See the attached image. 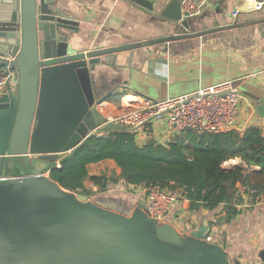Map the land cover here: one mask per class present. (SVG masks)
Wrapping results in <instances>:
<instances>
[{
	"label": "water",
	"instance_id": "obj_1",
	"mask_svg": "<svg viewBox=\"0 0 264 264\" xmlns=\"http://www.w3.org/2000/svg\"><path fill=\"white\" fill-rule=\"evenodd\" d=\"M180 2L170 5L176 9L170 17L189 31ZM77 31L78 23L50 10L48 0H0V68L13 71L17 82L16 94H0V176H11L0 181V264H241L205 241L204 227L182 236L152 219L145 206L103 195L89 199L63 189L49 173L32 172V160L60 164L98 127L123 130L99 114L105 97L93 73L140 44L77 52L68 34ZM254 87L251 100L264 119V88ZM260 260L264 264L263 251Z\"/></svg>",
	"mask_w": 264,
	"mask_h": 264
},
{
	"label": "crops",
	"instance_id": "obj_2",
	"mask_svg": "<svg viewBox=\"0 0 264 264\" xmlns=\"http://www.w3.org/2000/svg\"><path fill=\"white\" fill-rule=\"evenodd\" d=\"M175 1L141 0L147 7L152 6L150 11L132 0H48L50 10L78 23V31L68 33L70 46L77 52L140 44L116 54L115 65L101 64L93 73L98 94L105 97L97 109L106 122L141 107L146 98L163 100L231 80L237 83L241 94L231 130L241 133L249 127H258L264 132V119L256 114L251 100L252 95L258 94L255 84L264 88V0H206L201 14L188 19L189 31L170 17L176 14V9L170 8ZM164 13L168 16H163ZM213 29L215 32L200 37L146 44L154 39ZM10 86L6 93L17 90L15 78ZM134 133L139 146L150 142L165 146L182 132L174 133L165 122L153 121ZM235 166L244 167L249 173L243 184L236 185L231 201L235 214H228L224 204L212 210L192 209L189 201L178 197L163 223L182 236L204 227V238L211 237L210 243L220 246L231 262L261 264L264 186L261 190L253 187L261 181L255 176L261 170L247 167L239 158L224 163L225 168ZM110 169L119 176L121 171L112 160L87 165L85 187L100 191L89 177L109 176ZM49 170L34 174L45 175ZM249 189L257 191L253 202L247 198ZM102 195L125 198L134 206L146 205L143 187H127L121 182L108 184L106 191L96 193L93 198Z\"/></svg>",
	"mask_w": 264,
	"mask_h": 264
},
{
	"label": "trees",
	"instance_id": "obj_3",
	"mask_svg": "<svg viewBox=\"0 0 264 264\" xmlns=\"http://www.w3.org/2000/svg\"><path fill=\"white\" fill-rule=\"evenodd\" d=\"M239 158L247 167H259L260 178L254 188L264 186V132L249 127L243 132L196 134L182 132L167 145L150 142L139 146L130 130H107L91 135L79 145L70 158L52 167L49 177L70 192H84L88 178L87 165L112 160L120 169L116 178L89 177L100 191L108 184L121 182L127 187H143L146 195L152 189L176 192L179 199L190 202L192 209L208 210L224 204L228 214L236 210L231 201L238 183H244L249 173L246 168H225L224 163Z\"/></svg>",
	"mask_w": 264,
	"mask_h": 264
},
{
	"label": "built area",
	"instance_id": "obj_4",
	"mask_svg": "<svg viewBox=\"0 0 264 264\" xmlns=\"http://www.w3.org/2000/svg\"><path fill=\"white\" fill-rule=\"evenodd\" d=\"M205 2L206 0H181L182 14H186L187 18L200 15ZM13 78V71L8 68H0V94L8 91ZM240 98L241 94L235 81L227 80L186 95L163 100L146 98L141 107L130 110L107 122L119 125L123 130L132 132L153 121H163L169 130L174 133L187 130L196 134L222 133L231 131L234 127ZM100 128L97 130L101 132ZM54 166L59 168L60 164L57 162ZM9 179H11L9 175L0 176V181ZM256 196L257 191L255 189L247 191L249 201L253 202ZM177 198L178 194L176 192H165L157 188L152 189L145 199V207L149 216L162 223L169 208ZM204 239L211 242L209 236ZM262 251L264 252V240Z\"/></svg>",
	"mask_w": 264,
	"mask_h": 264
},
{
	"label": "rangeland",
	"instance_id": "obj_5",
	"mask_svg": "<svg viewBox=\"0 0 264 264\" xmlns=\"http://www.w3.org/2000/svg\"><path fill=\"white\" fill-rule=\"evenodd\" d=\"M13 93L16 94V91H14ZM53 165H54V163H51V162L32 160L31 161V170H32L33 173L37 172V171H45V169H52V167H54ZM107 171L110 172L109 173V177H112V178H116L117 177V175L114 172V170L110 169V170H107ZM123 191L125 192V188H123L122 192ZM96 193L98 194V193H100V191L98 189L97 190H93L92 188H89V186L88 187L86 186V187H84V192H78L77 194H83V195H86L87 197H89V199H93V197L96 195ZM118 194H120L119 190H117V195ZM123 200H125V198H123Z\"/></svg>",
	"mask_w": 264,
	"mask_h": 264
}]
</instances>
